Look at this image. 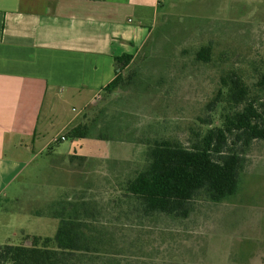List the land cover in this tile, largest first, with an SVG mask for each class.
<instances>
[{
  "label": "rangeland",
  "instance_id": "374dc122",
  "mask_svg": "<svg viewBox=\"0 0 264 264\" xmlns=\"http://www.w3.org/2000/svg\"><path fill=\"white\" fill-rule=\"evenodd\" d=\"M163 7L160 26L123 84L87 113L92 133L109 138L105 154L127 160L105 155L69 167L72 139L51 144L0 195V247L54 238L60 219L53 213L70 199L90 205L91 229L83 230L95 227L102 238L99 264H264V140L240 148L236 193L212 202L201 192L187 217L146 214L124 195L126 182L147 164L149 144L166 139L188 147L209 128L205 122L218 124L232 109L225 94L209 108L231 74L264 108L257 86L264 72V0H165ZM209 45L210 61L198 60ZM85 113L84 103L73 101L63 116L83 121ZM60 130L52 136L64 135Z\"/></svg>",
  "mask_w": 264,
  "mask_h": 264
},
{
  "label": "crops",
  "instance_id": "0c3cea01",
  "mask_svg": "<svg viewBox=\"0 0 264 264\" xmlns=\"http://www.w3.org/2000/svg\"><path fill=\"white\" fill-rule=\"evenodd\" d=\"M164 1L0 0V195L37 155L87 123L97 96L116 78L115 57L133 56L124 75L148 48ZM73 101L84 103L83 121L64 119ZM55 128L65 134L53 137ZM92 130L72 139L69 167L105 155L127 160L105 154L109 138Z\"/></svg>",
  "mask_w": 264,
  "mask_h": 264
},
{
  "label": "trees",
  "instance_id": "16d2710c",
  "mask_svg": "<svg viewBox=\"0 0 264 264\" xmlns=\"http://www.w3.org/2000/svg\"><path fill=\"white\" fill-rule=\"evenodd\" d=\"M163 0H159L162 5ZM197 59L209 62L211 46L201 48ZM116 78L105 87L112 93L123 84V72L131 64L133 56L115 57ZM264 62V60H263ZM257 86L264 90V72ZM226 95V103L232 108L209 128L197 134L188 147L162 139L149 144L148 161L144 169L130 178L125 186V197L137 201L146 214L163 213L187 217L191 201L204 192L212 202H220L238 189L242 152L254 140H264V108L260 109L250 99L249 89L236 74L223 79L218 96L209 105L210 110ZM91 127L86 124L70 129L63 139L88 138ZM242 151V150H241ZM61 211L53 213L60 219V227L54 238L32 237V244L0 247V264H99L104 260L102 238L91 229L90 205L85 202L62 200ZM95 221V220H94ZM109 262L106 261L105 264Z\"/></svg>",
  "mask_w": 264,
  "mask_h": 264
},
{
  "label": "built area",
  "instance_id": "2783aa9c",
  "mask_svg": "<svg viewBox=\"0 0 264 264\" xmlns=\"http://www.w3.org/2000/svg\"><path fill=\"white\" fill-rule=\"evenodd\" d=\"M100 98V96H97V99H99Z\"/></svg>",
  "mask_w": 264,
  "mask_h": 264
}]
</instances>
